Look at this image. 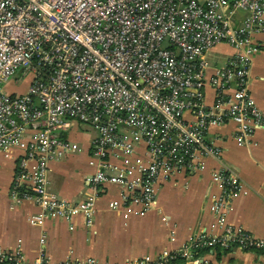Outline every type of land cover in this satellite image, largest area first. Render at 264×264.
<instances>
[{"label": "built area", "instance_id": "built-area-1", "mask_svg": "<svg viewBox=\"0 0 264 264\" xmlns=\"http://www.w3.org/2000/svg\"><path fill=\"white\" fill-rule=\"evenodd\" d=\"M259 33L264 0H0V154L17 161L12 199L34 202L39 211L31 221L39 225L50 217L93 215V197L75 202L48 189L51 163L78 149L66 134L79 123L97 131L92 180L139 189L132 202L150 207L162 173L221 155L207 138L211 125L233 121L241 140L264 126V111L249 89ZM222 43L233 53L213 66L210 53ZM208 83L216 91L210 105ZM141 143L151 153L146 167L111 162V155H130ZM218 177L223 192L212 208L221 233L198 237L161 259L53 262L42 252L27 261L21 246L0 244V262L167 264L180 255L190 264L198 261V246L264 249V238L227 225L223 209L241 185L226 172Z\"/></svg>", "mask_w": 264, "mask_h": 264}, {"label": "crops", "instance_id": "crops-1", "mask_svg": "<svg viewBox=\"0 0 264 264\" xmlns=\"http://www.w3.org/2000/svg\"><path fill=\"white\" fill-rule=\"evenodd\" d=\"M239 14L244 15L242 11ZM256 38L260 50L251 65L249 89L264 111V33ZM232 53L233 49L222 43L209 58L213 66H219ZM7 89L13 91L15 87L9 84ZM205 92L210 105L215 100L213 85L208 83ZM66 135L78 149L51 163L48 189L75 202L93 197L92 216L80 212L71 219L50 217L42 225L33 223L31 216L39 207L32 201L16 202L11 197L17 161L0 154V244L11 249L21 246L27 261L42 252L53 262L87 257L111 263L145 257L158 260L198 237L219 234L223 226L212 207L223 192L218 177L222 172L235 176L241 185L223 209L227 225L264 238V126H256L241 140L233 121L211 125L207 138L222 149L221 155L205 156L194 166L171 175L162 173L155 183V200L148 208L131 200L139 189L128 191L117 183L92 180L98 162L93 153L95 129L77 123ZM109 158L118 167L131 163L144 168L150 163L151 153L141 143L130 155L116 153ZM114 201L119 205L115 207ZM197 259L190 264H264V249L215 246L206 248Z\"/></svg>", "mask_w": 264, "mask_h": 264}, {"label": "trees", "instance_id": "trees-1", "mask_svg": "<svg viewBox=\"0 0 264 264\" xmlns=\"http://www.w3.org/2000/svg\"><path fill=\"white\" fill-rule=\"evenodd\" d=\"M216 246H220L219 244ZM203 246H198L196 249V255L195 256H199L200 254H202L203 251L206 250V248H209L207 246H205L206 248H202ZM199 251V252H198ZM198 252V253H197ZM184 261L183 257H181L180 255H176L174 258H172L168 263H173V264H181ZM0 264H14L11 262H0Z\"/></svg>", "mask_w": 264, "mask_h": 264}, {"label": "rangeland", "instance_id": "rangeland-1", "mask_svg": "<svg viewBox=\"0 0 264 264\" xmlns=\"http://www.w3.org/2000/svg\"><path fill=\"white\" fill-rule=\"evenodd\" d=\"M25 81H26V80H25ZM21 85H22V84H21V83H19V84H17V87H18V88H20L19 86H21ZM6 88H7V87H6Z\"/></svg>", "mask_w": 264, "mask_h": 264}]
</instances>
